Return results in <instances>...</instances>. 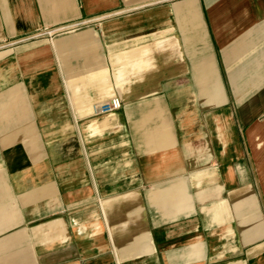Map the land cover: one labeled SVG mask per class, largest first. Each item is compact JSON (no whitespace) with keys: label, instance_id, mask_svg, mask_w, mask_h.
Here are the masks:
<instances>
[{"label":"crops","instance_id":"obj_1","mask_svg":"<svg viewBox=\"0 0 264 264\" xmlns=\"http://www.w3.org/2000/svg\"><path fill=\"white\" fill-rule=\"evenodd\" d=\"M0 264H264V0H0Z\"/></svg>","mask_w":264,"mask_h":264},{"label":"built area","instance_id":"obj_2","mask_svg":"<svg viewBox=\"0 0 264 264\" xmlns=\"http://www.w3.org/2000/svg\"><path fill=\"white\" fill-rule=\"evenodd\" d=\"M64 28H58V29H53V30H44L42 35H48L52 36L55 33H60L64 31ZM122 107V102L119 98H114L111 99L110 101L103 103L101 105H98L94 108V113L95 115H105V114H110L113 113L117 110H119Z\"/></svg>","mask_w":264,"mask_h":264}]
</instances>
